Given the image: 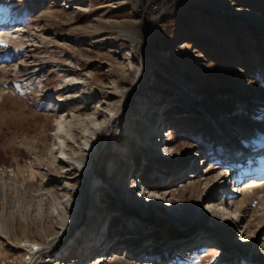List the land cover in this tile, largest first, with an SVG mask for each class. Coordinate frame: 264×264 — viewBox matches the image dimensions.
Listing matches in <instances>:
<instances>
[{"label": "rangeland", "instance_id": "1", "mask_svg": "<svg viewBox=\"0 0 264 264\" xmlns=\"http://www.w3.org/2000/svg\"><path fill=\"white\" fill-rule=\"evenodd\" d=\"M117 110L74 211L62 155ZM239 144L264 147V0H0V264H264V185L214 155Z\"/></svg>", "mask_w": 264, "mask_h": 264}, {"label": "bare ground", "instance_id": "2", "mask_svg": "<svg viewBox=\"0 0 264 264\" xmlns=\"http://www.w3.org/2000/svg\"><path fill=\"white\" fill-rule=\"evenodd\" d=\"M145 41V37L143 35L142 40L138 41L135 44V48L139 49V47H141L143 45ZM144 56V55H142ZM145 66H148V63H146V61L144 60ZM141 64V72L139 74L138 77H141L142 71H143V64L142 61H140ZM144 76L141 78V80H144ZM139 80V78H138ZM139 83L133 88V90L131 91L130 95L132 94L133 91H135L138 87ZM119 111H111L105 121V123H103L102 125H99L97 128H95L94 130V135H93V142L89 144L88 146V152H90L91 157L89 158V160L87 162H84L79 155L75 156V157H65L62 155V159L64 160H70L71 161V166L73 167H77L79 169V171L82 174V193H81V198L78 201V203L76 205H74L72 207V209L78 210L80 209V211L82 210V208L84 207L85 204V199H86V195H87V187L89 189L90 187V183L92 181V176L94 174V170L97 167V157L100 155L102 149L107 145L108 140L111 139L113 137V125L115 124V121L117 119V115H118ZM147 125V122L145 123ZM143 133V131L141 132ZM253 155L250 157L249 161L250 163L248 165L244 164V168L245 169H249L252 172H257L260 167L263 168L264 164L261 163V161H264L263 158H261V156L257 155ZM264 169V168H263ZM101 184H104L103 181L101 179L98 180ZM247 186H244V190H250L251 193H253V191L256 188H261L263 189V185H264V177L262 176H257L254 177L252 179H248V181H246ZM100 185V184H99ZM107 190L109 189L108 187L106 188ZM94 189L90 190L89 194L93 196L94 194ZM218 214V213H217ZM95 215H91L89 217H91V221L90 223H94L93 222V217ZM64 220H67L66 217H63ZM96 219V217H94V220ZM68 221H72L71 219H68ZM78 234V233H77ZM74 241V239H72L69 243H72ZM30 248V251L32 253L31 258L28 261V264H35L37 263V260L40 258V256L44 253L43 249L41 247H39L38 245H29L27 246ZM56 249V247L54 248Z\"/></svg>", "mask_w": 264, "mask_h": 264}]
</instances>
